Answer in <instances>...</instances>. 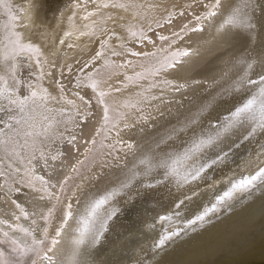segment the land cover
Listing matches in <instances>:
<instances>
[{
	"label": "bare ground",
	"instance_id": "6f19581e",
	"mask_svg": "<svg viewBox=\"0 0 264 264\" xmlns=\"http://www.w3.org/2000/svg\"><path fill=\"white\" fill-rule=\"evenodd\" d=\"M100 2L101 0H96V4H93L91 0H0V39L6 34L5 26L15 23L17 31L22 33L25 41H30L40 47L44 54L42 59H47L49 63L54 62L57 67L71 65L72 72L67 73L65 70L63 77L56 69H52V72L54 76L62 80L68 98L75 100L81 111L87 106L71 95V92L75 90L72 84L77 76L83 78L84 74L79 73L78 69L98 50L99 39H105L111 32L115 31L120 34L121 40L126 43L127 47L136 51L152 52L157 47H163L168 48L169 52L188 49L192 53L191 56L182 58L181 64L177 66L178 70L172 69L163 74L168 79L174 80L176 84L186 85V88L178 92L166 85H161L160 77L154 80L150 77L138 82L125 80V75L134 76L136 72L142 71L141 65L146 67L151 58L111 56L110 51L106 53L109 64H121L126 59L132 60V65L105 69L103 76L98 77L103 81L101 88L111 89L106 102L124 115L119 122V128L109 133L110 139L106 143L118 140L132 142L135 148L115 153L119 156V160L111 156H97L95 160H90L80 166V172L75 173L70 169L77 159L83 158L80 154L85 147L79 137L80 128L75 129L78 136L76 148H72L66 142L62 145L59 140L52 143L50 148L46 147V151L54 153L57 148H60L65 153L58 160L49 161V163L54 164L58 169L56 177L52 178L53 183L56 182V178L63 179L65 175L72 177L65 186L66 192L61 194V200L71 199L74 215L81 210L86 193L104 192L115 187L125 178V173L133 167L136 159L142 153L149 151L155 142L173 126H178L191 119L202 107L207 106L201 117L203 122L201 127L207 129L209 119L216 120L248 98L251 92L243 94L233 92L228 95L223 89L230 87L242 73L243 68L236 63V60L245 50L250 53L249 59L255 58L258 61L264 55V0H258L259 7L255 18L259 25V33L253 41L239 34H234L229 39L216 32L221 16L239 0H221L220 13L210 22L202 21L203 31L198 32L190 31L197 23L194 16L206 11L204 5H210L213 0H151L161 5L155 10V17L161 19V22L167 15L165 8L176 13L184 11L185 16H177L173 24H165L155 32H148L147 34L153 38L155 44L145 42L143 46L137 44L135 40L128 41L126 31L121 29L116 22L119 17L128 19V14L117 9H98L97 4ZM88 12H99L100 15L84 19ZM152 15L153 13H149V16ZM13 16L17 17L16 21L11 20ZM107 16H112L114 20H107ZM93 21L96 22L98 35L101 27L106 28L107 33L99 35V39L94 36H81L80 32L89 31L84 25L92 24ZM119 22L122 23V21ZM142 23L147 30L148 21L145 20ZM184 23H189V28L180 32L183 39L172 35L173 32L180 31ZM152 27L155 28L154 22ZM66 32L72 34L65 35ZM156 32L169 36L170 41L161 43ZM60 40L64 43H59ZM171 41L175 43L171 44ZM116 43V37H113L109 41V47H115ZM68 44H72L73 47L69 48ZM170 44L171 47H169ZM115 50L123 52L122 48L115 47ZM102 63V60L97 61L95 66ZM91 70L90 67L86 71ZM45 71H48V65H45ZM259 72H261V65L257 63L253 68L251 78H257ZM152 83H156L157 87L147 91ZM43 84L49 92L57 95L58 90L51 78L46 76ZM251 87L254 89L256 86ZM81 94L85 95V99L94 95L90 88L83 89ZM141 94L147 99H142ZM155 95L161 96V99L152 100L151 97ZM127 101H141L138 105L141 111L122 107ZM90 103L93 115L88 117L82 125L84 135L88 138H91L96 129L100 127L103 109V106L98 105L95 99H92ZM56 107L67 108L69 113L73 111L66 104L56 105ZM142 117H148L147 122ZM77 120H79L78 117ZM125 124L129 127L124 128ZM68 126L71 127V125ZM57 130L64 132L65 135L71 134L65 132L64 125H60ZM250 130L251 125L233 128L224 136L218 147L207 151L206 154L209 157H215L231 149L223 161L208 169L196 181L178 185L175 181L169 180L156 184L155 187L145 188L140 180H137L131 189L126 190L124 195L118 196L113 201L120 212L110 222L109 230L99 246L92 251L82 250V255L79 257L80 264H264V259L255 257L264 255V194L244 199L246 193L235 192L227 202L228 211L221 210L210 217L206 226L198 228L188 238L176 243L173 247H166L162 255L154 256L149 251V246L160 235L162 227L158 219L160 215L172 212L175 205L184 200L181 209L176 211L182 219L191 218L198 210H202L203 206L214 202V197L228 190L232 182L245 175L255 174L264 167V132L258 131L247 141L241 143L239 148L233 147L234 144L240 143ZM183 138L182 134L181 139ZM102 139L103 135L97 137V148ZM105 161L109 166L101 169V164ZM89 168L91 171L88 170ZM101 171L104 173L101 180L92 181L90 179L94 173ZM37 174L49 179L47 171L43 168L37 167ZM156 179H159L158 173H153L148 178L152 183H155ZM0 183H3V178H0ZM77 185H83V188H77ZM36 187L39 188L38 182ZM23 191L29 195L15 198L32 215L29 220L21 218L20 223L26 227H34L39 237L45 227V222L41 217L47 212L50 202L42 192L32 189ZM52 191L56 192V189ZM73 191L77 193L75 197L72 196ZM41 195L45 196L43 200L39 199ZM186 197L189 199H185ZM77 200L80 201L79 204ZM63 206V203H57L55 216L48 226L49 240L59 225L60 210ZM13 211L18 214L14 205L5 202L4 192L0 191V219L15 223L16 221L11 216ZM32 220L36 221V225H31ZM179 223L180 221L177 220V224ZM3 227L0 225V228ZM73 229L74 223L70 220L58 238L60 242L53 252L49 253L53 256L55 264H73V245L70 243L75 235ZM12 235L20 234L12 233ZM45 243L47 244L48 241ZM37 264H46V262L37 260Z\"/></svg>",
	"mask_w": 264,
	"mask_h": 264
},
{
	"label": "snow or ice",
	"instance_id": "6c2138e0",
	"mask_svg": "<svg viewBox=\"0 0 264 264\" xmlns=\"http://www.w3.org/2000/svg\"><path fill=\"white\" fill-rule=\"evenodd\" d=\"M91 2L96 4V0H91ZM220 5L221 0H213L210 5L205 4L206 11L195 14L194 19L197 23L190 31H203L201 22H210L212 18L217 17L220 13ZM160 7V4L151 2V0H101L97 4L98 9L111 8L127 13L128 19L119 17L116 22L121 29L126 31L128 41L135 40L141 46L145 42L155 44L153 38L147 34L148 32H155L156 29L164 27L165 24H173L177 16H185L184 11L176 13L165 8L164 11L167 12V15L163 17V22H161V19L155 17V10ZM258 7V0H239L227 13L221 16L216 32L229 39L234 34H239L240 36H247L250 41L255 40L259 33V25L255 18ZM149 13H153V15L149 16ZM97 15L100 13L88 12L84 19ZM16 19L15 16L11 17L12 21H16ZM106 19L114 20L112 16H107ZM145 20L148 21L147 30L142 23ZM153 22L155 28L152 27ZM189 23H184L181 30L173 32L172 35L183 39L180 32L188 29ZM84 27L88 28L89 31L80 32L81 36H94L97 39H99V35L108 31L101 27L98 35L95 21L92 24L84 25ZM5 29L6 34L0 39V178H3V183H0V191L4 192L5 202L14 205L18 214L16 211L11 213L15 223L0 219V225L4 226L0 228V264H37V260L45 261L46 264H55L53 256L49 253H52L55 246L60 242L58 238L70 220L74 223L73 231L75 233L70 241L73 245V264H80L79 257L82 255V250L92 251L98 247L105 233L109 230L110 222L120 212L113 201L118 196L124 195L126 190L131 189L137 180H140L141 185L145 188H152L156 184L169 180L175 181L178 185L196 181L208 169L213 168L228 156L231 149L223 152V155L218 154L215 157H209L206 153L218 147L224 136L230 133L233 128L251 125L248 135L244 136L240 143L233 145L235 148H239L241 143L247 141L258 131L264 132V55L258 61L255 58L249 59L250 53L245 50L236 60V63L243 68L242 73L230 87L223 89V91L228 95L233 92L240 94L251 92L248 98L216 120L209 119L207 129L201 127L203 123L201 117L204 115L207 106L202 107L191 119L178 126H173L155 142L149 151L142 153L136 159L133 167L125 173V178L115 187L104 192L86 193L81 210L74 215L71 199L61 200V194L66 192L65 186L72 177L65 175L63 179L56 178V182L53 183L52 178L56 177L58 169L54 164L49 163V161L58 160L65 153L60 148H57L54 153L46 151V147L50 148L52 143L59 140L62 145L66 142L67 145L76 148L78 136L75 129L80 128L79 137L85 147L80 154L83 158L77 159L70 169L71 172L75 173L80 172V166L85 165L90 160H95L97 156H111L113 159L119 160V156L115 153L124 149L132 150L135 148L132 142L118 140L113 143H106L110 139L109 133L119 128V122L124 118V115L110 107L106 102V97L110 95L111 89L101 88L103 81L98 77L103 76L105 69L124 68L132 65L131 59H126L121 64H109L106 53L110 51L111 56L127 55L144 59L151 58L146 67L141 65L142 71L136 72L134 76L125 75V80L138 82L150 77L153 80L160 77L159 83L161 85H166L177 92L186 88V85L176 84L174 80L168 79L163 74L172 69H177L182 58L189 57L192 53L188 49H177L169 52L168 48L163 47H157L152 52L136 51L127 47L126 43L121 40L120 34L115 31L111 32L105 39H99L98 50L78 69L79 73L84 74L83 78L77 76L72 84L75 90L71 92V95L77 97L87 106L81 111L76 101L68 98L62 80L54 76L52 72V69H56L63 77L65 70L67 73L72 72V66L57 67L54 62L49 63L47 59H42L44 54L40 47L30 41H25L22 33L17 31L15 23L6 25ZM71 34V32L65 33V35ZM156 36L161 43L171 39L169 36L158 32H156ZM113 37H116L117 41L115 47L122 48L123 52L116 51L115 47H109V41ZM59 43L63 44L64 41L60 40ZM174 43L175 41H171V44ZM67 46L73 47L72 44ZM100 60L103 63L95 66L96 62ZM257 63L261 65V72L257 74V78L253 79L251 75ZM45 65H48V71H45ZM90 67L92 70L86 71ZM46 76L54 82L58 90L57 95H53L44 86L43 81ZM70 83L72 82L70 81ZM253 85L256 86L254 89L251 87ZM154 87H157L156 83H152L147 91H151V88ZM87 88H90L94 95L85 99V95L81 94V91ZM141 96L142 99H147L142 94ZM92 99H95L98 105L103 106L102 123L96 129L95 134L88 138L84 135L82 125L88 117L93 115L90 103ZM151 99L159 100L161 96L155 95ZM140 102L127 101L122 107L141 111L138 107ZM64 104L69 105L73 111L69 113L67 108L56 107V105ZM142 119L147 122L148 117H142ZM60 125H64L65 132L71 134L65 135L64 132H59L57 129ZM127 127L129 125L125 124L124 128ZM182 134L183 139H181ZM101 135H103V139L99 141L97 148V137ZM117 135H119V131H117ZM105 149L108 151H103ZM108 166V162L105 161L101 164V169ZM37 167L47 171L49 179L37 174ZM139 169H143V171H139ZM88 170L91 171V168ZM153 173L159 174V179H156L155 183L148 180ZM103 175V171L94 173L90 179L99 181ZM37 182L39 188L36 187ZM77 188H83V185H77ZM24 189L42 192L50 202L47 212L41 217L45 222V227L39 237L36 235L34 227H26L20 223L21 218L29 220L30 215H32L15 198L29 195L23 191ZM52 189H56V192H53ZM235 192L246 193L244 199L249 196L264 194V167L256 171L255 174L245 175L232 182L228 190L224 191L222 195L214 197V202L203 206L202 210H198L191 218L182 219L179 212L176 211L181 209L184 200L177 203L172 212L160 215L158 218L162 224L160 235L149 246V251L154 256L162 255L166 247H173L176 243L188 238L198 228L206 226L210 217L221 210L228 211L227 202ZM76 195L77 193L73 191L72 196L75 197ZM44 198V195L39 197L40 200ZM185 199L189 198L186 197ZM57 203H63L64 206L60 210L59 225L49 240L48 226L55 216ZM77 203L79 204L80 201L77 200ZM5 214L7 215V213ZM177 220L180 221L179 224H177ZM31 225H36V221L32 220ZM12 233H19L20 235L13 236ZM46 241H48L47 244Z\"/></svg>",
	"mask_w": 264,
	"mask_h": 264
},
{
	"label": "rangeland",
	"instance_id": "374dc122",
	"mask_svg": "<svg viewBox=\"0 0 264 264\" xmlns=\"http://www.w3.org/2000/svg\"><path fill=\"white\" fill-rule=\"evenodd\" d=\"M255 257H259V259H264V255H257Z\"/></svg>",
	"mask_w": 264,
	"mask_h": 264
}]
</instances>
